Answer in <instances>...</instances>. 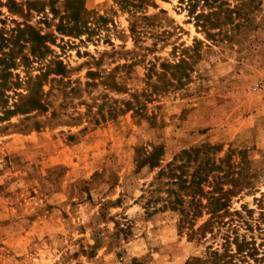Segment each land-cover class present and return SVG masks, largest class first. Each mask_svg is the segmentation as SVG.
I'll use <instances>...</instances> for the list:
<instances>
[{"label":"rangeland","instance_id":"obj_1","mask_svg":"<svg viewBox=\"0 0 264 264\" xmlns=\"http://www.w3.org/2000/svg\"><path fill=\"white\" fill-rule=\"evenodd\" d=\"M6 2L0 54L24 22ZM82 2L102 25L89 36L57 35L51 48L67 70L48 76L45 111L15 109L27 74L40 68L20 61L28 46L4 73L19 85L0 93V264H182L210 239L188 241L179 213L161 209V200L147 209L138 197L158 169L134 171L151 156L164 165L203 144L218 145L217 158L241 150L233 162L245 187L233 207L255 208L264 195V4L246 30L213 44L178 0ZM44 19L32 13L29 23L51 32ZM196 40L203 43L188 64L173 69Z\"/></svg>","mask_w":264,"mask_h":264},{"label":"trees","instance_id":"obj_2","mask_svg":"<svg viewBox=\"0 0 264 264\" xmlns=\"http://www.w3.org/2000/svg\"><path fill=\"white\" fill-rule=\"evenodd\" d=\"M178 1L204 39L213 44L229 41L237 31L246 30L249 24H253L255 13L264 4V0ZM57 2L59 0H27L23 3L7 0L5 3L8 11L22 17L24 22H17L12 30L13 44L9 52L0 54V93L1 88H17L19 85L14 80L7 82L4 73L17 65L20 49L25 46L29 49L19 58L23 65L40 64L37 74H27L23 83L26 92L20 94L25 102L16 104L15 109L27 107L30 108L28 113L45 111L46 104L42 98L48 76L64 77L67 70L66 65L53 55L51 46L56 43L57 35L61 36V41H64L65 36H89L94 32L93 25L95 28L102 25L100 21L103 18L96 17L95 12L88 10L82 0H63L62 8L56 7ZM121 4L134 8L156 6L155 0H121ZM32 13L43 14V24L53 30L43 32L30 24ZM201 43L203 41L196 40L195 46L181 49L180 59L172 68L188 64L192 53L197 50L195 47ZM168 65L161 64L163 72L167 71ZM129 103L125 105L127 110L131 109ZM3 105L0 98V108ZM3 113L8 115L13 110L4 109ZM219 151L218 145L203 144L181 151L164 165H160L158 156L149 157L134 172L145 167L158 171L138 199L146 200L144 204L147 209L156 208L157 201L161 200V209L177 211L179 227L187 231L188 241L200 244L210 239V244L205 246L201 255L190 256L182 264H264V195L255 199V208L243 205L241 210L235 209L233 197L242 191L245 183L240 179L242 168L234 164L233 156H243L244 151L229 149L224 157L217 158L216 153ZM191 168L192 171H189ZM171 185H175L176 189H171ZM160 190L164 194H158ZM256 210H259L258 215L254 217Z\"/></svg>","mask_w":264,"mask_h":264}]
</instances>
